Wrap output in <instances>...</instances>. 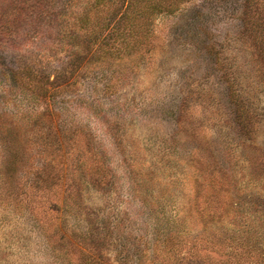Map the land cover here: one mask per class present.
<instances>
[{"label": "rangeland", "instance_id": "374dc122", "mask_svg": "<svg viewBox=\"0 0 264 264\" xmlns=\"http://www.w3.org/2000/svg\"><path fill=\"white\" fill-rule=\"evenodd\" d=\"M87 1L0 0V264H264V0Z\"/></svg>", "mask_w": 264, "mask_h": 264}, {"label": "trees", "instance_id": "16d2710c", "mask_svg": "<svg viewBox=\"0 0 264 264\" xmlns=\"http://www.w3.org/2000/svg\"><path fill=\"white\" fill-rule=\"evenodd\" d=\"M180 1L182 0H94L90 2L87 1L85 7L82 8V13L78 15L79 17L73 19V21L71 22V26L76 21L80 22L81 26L84 24L89 25L91 23H94L95 26L98 22L97 19H100V13H103L109 7L110 9H116L115 11L113 10V17L114 19H116L113 27H120L122 25L123 28L126 29V27L129 26V28L131 29L130 33L136 34L137 32L139 33L144 29L146 31L148 30L147 26L149 24L150 17L153 16L152 14L160 12L165 8L173 10L175 9V7H177ZM69 4L70 3H67V5ZM74 35H77L76 32L74 33ZM129 44V46H131L132 48H136V41L134 39H132ZM168 235H172L174 237V235L178 234L173 233ZM183 258L184 257H179L177 264H182ZM97 263L98 261L92 264Z\"/></svg>", "mask_w": 264, "mask_h": 264}]
</instances>
